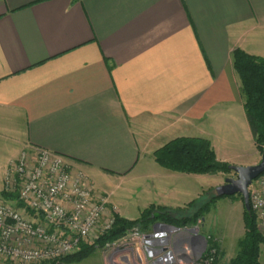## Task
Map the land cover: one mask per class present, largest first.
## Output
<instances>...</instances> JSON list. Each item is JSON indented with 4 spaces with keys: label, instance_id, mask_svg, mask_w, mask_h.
I'll list each match as a JSON object with an SVG mask.
<instances>
[{
    "label": "crops",
    "instance_id": "obj_1",
    "mask_svg": "<svg viewBox=\"0 0 264 264\" xmlns=\"http://www.w3.org/2000/svg\"><path fill=\"white\" fill-rule=\"evenodd\" d=\"M236 49L264 58V0H0V191L24 148H45L135 219L223 184L160 166L154 152L176 138L257 164Z\"/></svg>",
    "mask_w": 264,
    "mask_h": 264
},
{
    "label": "built area",
    "instance_id": "obj_2",
    "mask_svg": "<svg viewBox=\"0 0 264 264\" xmlns=\"http://www.w3.org/2000/svg\"><path fill=\"white\" fill-rule=\"evenodd\" d=\"M0 195V264L51 263L94 244L112 229L118 210L83 170L45 148H24L8 165ZM264 231V173L249 187ZM200 227L160 221L134 228L108 247L111 264H218L217 248Z\"/></svg>",
    "mask_w": 264,
    "mask_h": 264
},
{
    "label": "trees",
    "instance_id": "obj_3",
    "mask_svg": "<svg viewBox=\"0 0 264 264\" xmlns=\"http://www.w3.org/2000/svg\"><path fill=\"white\" fill-rule=\"evenodd\" d=\"M43 1V0H41ZM234 68L242 80V93L245 98L247 116L255 137L258 150L264 151V58L251 56L240 49L233 53ZM155 160L164 168L172 171L203 174L216 167L208 163L216 160L211 142L203 138H177L154 152ZM220 170L230 171L229 164L223 163ZM7 199L14 196L0 191ZM239 195V194H238ZM214 194L209 201L199 198L187 204L185 209L171 210L166 207H150L143 211L137 220H128L116 214L115 223L111 230L101 236L94 244H82L81 249L74 255L67 256L51 263L70 264L84 260L98 248L120 240L132 229L147 230L157 222H163L176 227H192L198 219L209 210L210 205L220 198L235 197ZM242 197V196H241ZM243 198V197H242ZM245 235L238 242L236 255L225 264H261V247L264 245V233L259 229L257 216L251 209H244ZM209 244L217 248L220 257L223 256L219 243L209 239Z\"/></svg>",
    "mask_w": 264,
    "mask_h": 264
},
{
    "label": "rangeland",
    "instance_id": "obj_4",
    "mask_svg": "<svg viewBox=\"0 0 264 264\" xmlns=\"http://www.w3.org/2000/svg\"><path fill=\"white\" fill-rule=\"evenodd\" d=\"M261 158H262V153H261L260 159L258 160L257 163L260 162ZM216 160H217V158H216ZM223 163H226V162H223ZM160 166H162V165H160ZM83 171L85 172V174L90 179V175L85 170H83ZM170 171H172V170H170ZM175 172H180V171H175ZM181 173H187V172H181ZM187 174H195V173H187ZM203 174L209 175L212 182H215L217 180V181H221L223 184L225 183L226 178H229V177L237 178V174L232 170L225 171V170H220V169H214L212 171H209V172H206ZM214 194H217V188L212 186L209 189L203 190L202 193L199 195V197L194 199V200H197V199L203 197L204 201H209L211 196ZM235 198L236 199H234V200L241 201L242 203L244 202L243 201L244 199L241 197V195H236ZM194 200H192V201H194ZM192 201H190V202H192ZM187 204L183 207L171 208L168 206H163V205H160L157 203H153L150 206H148L147 208L143 209L141 211L139 217H137L135 219H128L126 217H124V218H126L128 220H137L142 216L143 211L150 208V207H166V208H169L171 210H180V209H185ZM196 225H199L200 232L203 235L210 236V238L214 239L217 243H219L221 253L223 254V256L220 257V255L217 254V263L218 264L226 263L224 260L225 259L227 260L228 258H230L232 256V254L234 253V252L233 253L231 252V253H228L226 257L224 256V250H223L222 246H224V242H226L224 236H226L227 230L229 229V227H234L235 229L237 228L236 229L237 236H240L242 233L238 232V229L241 228L242 231L244 229V222H243L242 214L240 212V207L236 203H233L229 199V197L220 198L216 202H213L212 205H210L209 210L204 213L202 218L198 219ZM135 227L138 228L137 226H135ZM209 231H210V233H209ZM262 232L264 233V231H262ZM107 247L108 246L98 248L92 254H90L88 257H86L84 260H82L80 262H76V263H70V264H111V258L108 257L109 254H108V250H107L108 248ZM261 256H262V260L264 263V245L261 247ZM27 264H43V263H27Z\"/></svg>",
    "mask_w": 264,
    "mask_h": 264
},
{
    "label": "water",
    "instance_id": "obj_5",
    "mask_svg": "<svg viewBox=\"0 0 264 264\" xmlns=\"http://www.w3.org/2000/svg\"><path fill=\"white\" fill-rule=\"evenodd\" d=\"M208 166L221 169L223 162L215 160L208 163ZM229 169L237 174V178H226L225 183L217 187V194L221 196L241 195L244 199L245 208L250 211L249 187L255 179L264 173V151L259 163L249 166L229 165ZM199 237L204 239L206 245V237L203 234H200Z\"/></svg>",
    "mask_w": 264,
    "mask_h": 264
}]
</instances>
